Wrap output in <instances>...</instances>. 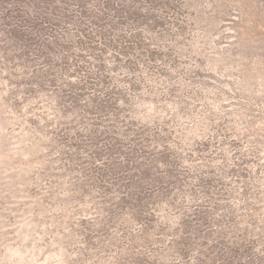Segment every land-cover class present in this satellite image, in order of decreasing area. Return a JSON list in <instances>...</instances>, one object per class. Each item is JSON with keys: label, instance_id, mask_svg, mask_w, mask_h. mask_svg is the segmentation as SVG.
Returning a JSON list of instances; mask_svg holds the SVG:
<instances>
[{"label": "rangeland", "instance_id": "1", "mask_svg": "<svg viewBox=\"0 0 264 264\" xmlns=\"http://www.w3.org/2000/svg\"><path fill=\"white\" fill-rule=\"evenodd\" d=\"M0 264H264V0H0Z\"/></svg>", "mask_w": 264, "mask_h": 264}, {"label": "trees", "instance_id": "2", "mask_svg": "<svg viewBox=\"0 0 264 264\" xmlns=\"http://www.w3.org/2000/svg\"><path fill=\"white\" fill-rule=\"evenodd\" d=\"M29 28L28 27H23V28H21V30L20 31H17V32H19L20 34H17L16 33V37H25L24 35V33L26 32V30H28Z\"/></svg>", "mask_w": 264, "mask_h": 264}]
</instances>
